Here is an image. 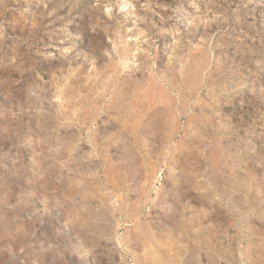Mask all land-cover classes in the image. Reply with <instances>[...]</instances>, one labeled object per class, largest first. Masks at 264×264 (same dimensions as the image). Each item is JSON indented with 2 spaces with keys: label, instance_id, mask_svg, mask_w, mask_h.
<instances>
[{
  "label": "rangeland",
  "instance_id": "374dc122",
  "mask_svg": "<svg viewBox=\"0 0 264 264\" xmlns=\"http://www.w3.org/2000/svg\"><path fill=\"white\" fill-rule=\"evenodd\" d=\"M0 264H264V0H0Z\"/></svg>",
  "mask_w": 264,
  "mask_h": 264
}]
</instances>
